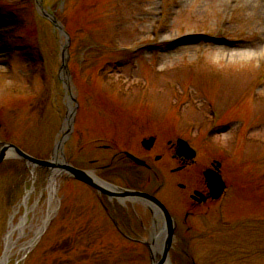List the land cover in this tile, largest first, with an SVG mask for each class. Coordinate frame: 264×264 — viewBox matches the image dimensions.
Listing matches in <instances>:
<instances>
[{"label": "rangeland", "instance_id": "1", "mask_svg": "<svg viewBox=\"0 0 264 264\" xmlns=\"http://www.w3.org/2000/svg\"><path fill=\"white\" fill-rule=\"evenodd\" d=\"M263 42L264 0H0V140L50 161L65 134L58 152L83 169L107 165L119 151L140 152L145 136L164 144L181 137L211 157L221 151L240 164L239 197L186 223L179 211L177 232L191 251L180 260L184 254L174 251L173 263L264 264ZM4 162L0 255L9 216L26 194L15 222L26 211L33 224L46 222L35 238L26 227L15 230L7 264H151L142 242L121 236L105 197L103 205L62 170L51 194L49 166L18 156ZM114 163L106 168L117 171L98 174L117 186L151 190L160 183L130 170L119 154ZM135 206L149 229L151 214ZM131 236L148 238L140 228Z\"/></svg>", "mask_w": 264, "mask_h": 264}, {"label": "flooded vegetation", "instance_id": "2", "mask_svg": "<svg viewBox=\"0 0 264 264\" xmlns=\"http://www.w3.org/2000/svg\"><path fill=\"white\" fill-rule=\"evenodd\" d=\"M167 144L168 152L162 149L163 153L154 155H151V153L155 146L160 151L162 148V145L157 144V140L153 142V148H150V150L140 149L143 154H137L144 159L146 166H139L133 164L130 160L128 161L132 164L130 166L135 165V167L148 172L157 173V169L166 170L169 175V184L166 188L168 203L164 200L168 206L165 205L173 218L175 215L179 217V211L183 212L182 218L186 223L187 220L198 216L201 209H208L210 205L217 203V200L210 196L206 183V172L220 175L225 182V192H227L231 188L230 179L227 176L229 167L223 156L211 157L208 151L201 150L198 147L194 148V156H189V151L186 149L181 150L175 141L168 140ZM151 157L156 160V164H159V166L154 165ZM160 189H156V193H154L157 194ZM174 219L176 220V230H178L177 218ZM133 231L136 232V229L134 228Z\"/></svg>", "mask_w": 264, "mask_h": 264}, {"label": "bare ground", "instance_id": "3", "mask_svg": "<svg viewBox=\"0 0 264 264\" xmlns=\"http://www.w3.org/2000/svg\"><path fill=\"white\" fill-rule=\"evenodd\" d=\"M244 54L245 53H242L240 55H244ZM234 55L235 54H232L231 56H234ZM53 161H54V163H60L61 162V155L59 153H55V155L53 157ZM56 175H57V171H52L50 173L48 188L50 189V193L51 194H53V191H54V188H55ZM28 194H27V196L24 198V200L22 202L23 205H26L28 203L27 202L28 197H29ZM50 202H51V199H50ZM19 204H21V203H19ZM19 207H20L19 205L17 207H15L13 212L10 214V219H9V222H8V228H7V231H6L5 235H4V247H3L2 256H1V259H0V264L8 263L10 257L12 256V248L15 245L14 240H13V234H14L15 230H17L19 228H21V230H22L24 227H26V228L29 229L31 234H33V238H35L40 233L41 229L43 228V226L45 224V220L42 221L41 225H39L38 223L33 224L31 219H29L27 217V211H26V214L24 216L20 217L18 222H15V217H16L17 213L19 212L18 211ZM52 211H53V209H52ZM47 218H48V215H47ZM33 238L31 240H29L28 244H31L33 242ZM25 247H26V245L25 246H21L20 249H23ZM154 250L155 251H159V248H154Z\"/></svg>", "mask_w": 264, "mask_h": 264}, {"label": "water", "instance_id": "4", "mask_svg": "<svg viewBox=\"0 0 264 264\" xmlns=\"http://www.w3.org/2000/svg\"><path fill=\"white\" fill-rule=\"evenodd\" d=\"M9 149H12L14 152H16L18 155L22 156L24 159H26L32 163L38 164L40 166H54L55 165L49 161H44V160L32 158L31 156L23 153L21 150H19L17 147H15L11 144L4 145L2 147V149L0 150V162L4 159L5 154H6L5 152ZM62 167L65 170H67V172H69V174L74 176L76 179L82 180V181L94 186L95 188L104 191V189L102 187H100L87 172L80 170V169H76V168H74L70 165H67V164L63 165ZM217 187H218L217 185H215L214 188L212 187V192H215ZM221 188H222V186L219 185L218 192H220ZM108 194H111V193L109 192ZM136 194L140 195V196H146V195L141 194V193H136ZM160 208H161V211L164 213V216L166 218L167 223L170 225V220L166 214V211L164 210V208L161 205H160ZM168 229L169 230H168L167 236L165 237V239L163 241L161 251L158 253L156 252L155 255L151 252V259L153 262H155V264H165L167 262V254H168V249H169L170 239H171V235H170L171 229H170V227H168Z\"/></svg>", "mask_w": 264, "mask_h": 264}]
</instances>
